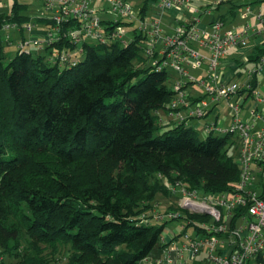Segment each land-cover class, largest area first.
<instances>
[{
    "label": "trees",
    "instance_id": "trees-1",
    "mask_svg": "<svg viewBox=\"0 0 264 264\" xmlns=\"http://www.w3.org/2000/svg\"><path fill=\"white\" fill-rule=\"evenodd\" d=\"M22 9L0 12V264H60L42 255L60 247L64 264H139L164 229L140 216L166 183L234 189L229 137L155 123L173 92L169 74L144 60L142 35L126 48L85 46L71 68L54 59L66 41L46 55L7 54L3 26L31 21Z\"/></svg>",
    "mask_w": 264,
    "mask_h": 264
},
{
    "label": "built area",
    "instance_id": "built-area-1",
    "mask_svg": "<svg viewBox=\"0 0 264 264\" xmlns=\"http://www.w3.org/2000/svg\"><path fill=\"white\" fill-rule=\"evenodd\" d=\"M200 1L153 0L148 3L152 13L146 18L125 0H44L47 16L40 18L41 25L29 21L22 26H3L4 32L15 30L31 36L17 45L20 52H42L66 41L69 47L54 55L66 68L79 62L85 46L117 44L126 48L142 35L146 63L156 72L174 75L171 100L154 113L157 125L193 128L190 122L196 121L200 131L193 129L203 136L229 137L239 169L234 189L210 196L190 190L180 180L166 183L169 195L180 194L177 205L185 214L162 213L156 204L140 219L148 226L178 220L183 232L166 236L162 232L160 256H148L139 264H247L260 254L264 256V94L260 91L264 7L253 8L264 0L244 8L242 17L248 21L238 28L226 27L221 18H214L209 28H201L193 18L177 25L173 35L164 33V12ZM228 1L213 0L209 10ZM233 49L238 50L235 59L227 60ZM190 70H204V76L197 78ZM194 87L203 91L201 96H193L189 88ZM211 116L213 119L206 121ZM189 227L194 228L191 234L186 233Z\"/></svg>",
    "mask_w": 264,
    "mask_h": 264
},
{
    "label": "rangeland",
    "instance_id": "rangeland-1",
    "mask_svg": "<svg viewBox=\"0 0 264 264\" xmlns=\"http://www.w3.org/2000/svg\"><path fill=\"white\" fill-rule=\"evenodd\" d=\"M125 1L128 2L136 12L141 8V6L144 2V0H125ZM260 1L261 0H232L231 3H233L235 6L234 7L235 16L227 21V27L228 28H238V27L244 25L248 21V19L242 17L244 8L246 6H249V5H255L254 4L255 2H260ZM2 2L8 4V6L6 9H3L1 4H0V12L9 13L10 9L12 7L13 1L12 0H2ZM231 3L222 4L219 10L213 11V16L216 17L218 15H223V13L227 10V8L230 7ZM194 4H195V6H198V4H196V3H194ZM102 6L104 8L108 7V5L106 3H102ZM263 7H264V3L257 4V6L256 7L254 6L253 8L257 9V8H263ZM1 10H3V11H1ZM21 12L23 15H25L31 21L37 23L38 25H41L40 18L47 16L43 10L42 0H33L32 3H30L26 7H24ZM150 13H151V10H150V8H148L145 12V17L149 18ZM40 28H41V26H40ZM2 35H4V36L8 35L10 40H11V44L6 47L7 54H9L11 56H13L16 53V50H17L16 47L23 39L26 40V39L31 38V36L29 37V34H27L26 32H20V31H15V30H9L7 32L2 31ZM32 36L36 37L35 33ZM30 52L32 53L33 56L46 55L45 51L36 52L32 49ZM233 56L234 55L230 52V53H228L226 59H229V60L235 59ZM147 65L150 66L149 63H147ZM169 77H170L169 78V80H170L169 84H170V82L173 81L172 79H173L174 75L170 73ZM260 82L262 84L260 91L264 94V78L260 79ZM190 89L197 90L198 94L203 93V91L198 87H194V88H190ZM221 108L223 109V106H221ZM220 118H223V115H221ZM212 119H213V116L208 118V120H212ZM190 126H192L193 128H196L198 131H200V122L192 121V122H190ZM200 137H203L202 133H200ZM163 186H165V184ZM179 197H180L179 193L176 195H169L168 192L167 193L158 192L153 203H152V205L158 204L159 209L162 213L169 212V213H175V214H179V213L183 214L184 212H181V210L178 208V205H177V200ZM158 224L163 225L162 222H160ZM193 230H194L193 227H189L187 229L186 233L191 234L193 232ZM182 232H183L182 222H180L178 220L167 221V223L164 224L163 236H166L168 233L180 234ZM25 247H26V244L24 243L23 244V250ZM41 248L46 249L43 247H41ZM66 252H67V248L60 247L59 252L56 254H52L50 249H46L42 255H44V257L46 259L57 260L58 262H60V264H64L67 262V260L65 259ZM31 253H32V251L30 250L29 255H31ZM159 256H160V242L153 249V251L149 254V257H152V258H156ZM8 260L13 261L12 259H8Z\"/></svg>",
    "mask_w": 264,
    "mask_h": 264
},
{
    "label": "crops",
    "instance_id": "crops-1",
    "mask_svg": "<svg viewBox=\"0 0 264 264\" xmlns=\"http://www.w3.org/2000/svg\"><path fill=\"white\" fill-rule=\"evenodd\" d=\"M12 1H13L12 4L16 1L19 5L23 6L24 8L28 4L32 3L33 0H12ZM212 1L213 0H201L200 2H195L196 4H198V6H195V4L193 3L192 7H186L180 10L172 9V10L164 12L161 18V23H162V28H163L164 33L167 35H173L174 29L177 27V25L190 23L191 21H193V18H197L199 20L198 24L201 28H209L214 18H221L222 20L224 18L225 20H223V22L227 27V21L234 17L232 16V12H231V8L233 10V8L235 7L234 4L231 3L232 0H229L228 2H226V3H231V5L229 8H227V10L223 13V15H218L216 17L213 16V10L212 11L209 10L210 8L209 5ZM42 2H44V0H42ZM257 3L259 2H255L254 4H257ZM0 4L3 9H6L8 6V4L3 3L2 0H0ZM221 5H219L216 10H219ZM193 7L198 9V12H194ZM153 12H154V9H153ZM151 13H152V10H151ZM231 51H232L231 53L235 56V51H238V50L233 49ZM247 51H252V50H247ZM190 74L196 76L197 78H202L204 76V70H193V71L190 70ZM189 90L193 94L194 97L201 96V94L197 93L198 92L197 90L190 89V88ZM206 121H208V119Z\"/></svg>",
    "mask_w": 264,
    "mask_h": 264
}]
</instances>
